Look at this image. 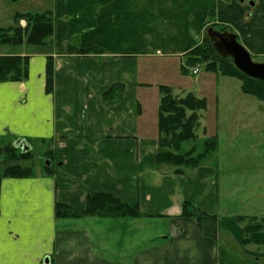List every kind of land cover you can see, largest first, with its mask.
Returning a JSON list of instances; mask_svg holds the SVG:
<instances>
[{"label":"crops","instance_id":"1","mask_svg":"<svg viewBox=\"0 0 264 264\" xmlns=\"http://www.w3.org/2000/svg\"><path fill=\"white\" fill-rule=\"evenodd\" d=\"M211 1L55 0L51 49L23 44L0 52L28 56L23 80L0 82V142L24 140L55 168L47 173L39 164L30 177L2 178L0 264H264V232L245 242L236 214L217 216L212 167L201 163L178 174L156 163L157 109L145 119L139 100L142 87L151 88L142 85L143 57L198 43ZM234 15L217 17L234 22L249 53L264 56V0L244 20ZM146 64L145 74L153 72ZM114 83L123 84L122 96L105 104L101 95ZM87 190L137 202L148 217L163 218L165 234H143L153 218L54 216L57 202L82 208ZM184 200L217 216L212 235L180 216Z\"/></svg>","mask_w":264,"mask_h":264},{"label":"trees","instance_id":"2","mask_svg":"<svg viewBox=\"0 0 264 264\" xmlns=\"http://www.w3.org/2000/svg\"><path fill=\"white\" fill-rule=\"evenodd\" d=\"M213 7L208 11L213 16ZM20 20H25V25H20ZM54 35V14L52 9L43 12H15L13 23L0 27V45L12 47L27 45L36 46L45 52L51 49ZM49 46V47H48ZM182 55L181 69L187 73L195 65L203 64L209 72L235 77L240 81V89L244 94L254 96L264 101V80L250 78L231 63L229 57H223L215 49L208 36L204 35L199 43L185 48ZM28 56L15 53L0 54V82L21 81L27 76ZM54 64L51 54L46 55L45 63V91L53 89ZM159 103L157 107V150L155 161L157 164H167L175 168V173L181 174L185 168H195L205 160L206 156L217 148L215 135L208 136L197 147V129L200 127L199 110L205 109V98H200L190 92L182 97L172 93L167 85H159ZM124 86L114 83L101 95L105 104L113 103L122 96ZM205 132V128H203ZM190 142V147L183 149V144ZM0 147L1 161L4 167L0 171V184L3 177H30L34 174L32 164L35 153L33 149L26 151L16 147L14 143H2ZM50 164L43 162L44 172H52L55 168L52 159L44 155ZM56 218L77 219L81 217L98 218H139L149 216L141 211L137 202H127L115 194L104 190H87L85 203L82 208H77L65 203L54 204ZM152 216V215H151ZM180 216L195 219L204 234H213L216 228V215L209 214L195 206L192 202L184 200L181 203ZM236 220L243 224V230L249 242L252 232H264V217L257 220L255 216L236 215Z\"/></svg>","mask_w":264,"mask_h":264},{"label":"rangeland","instance_id":"3","mask_svg":"<svg viewBox=\"0 0 264 264\" xmlns=\"http://www.w3.org/2000/svg\"><path fill=\"white\" fill-rule=\"evenodd\" d=\"M54 2L55 0H0V27L12 24L15 12L53 10ZM22 24L25 25V20H22ZM186 26V23L182 25V31ZM8 47L0 45V52ZM185 50L170 56L161 54L158 58L143 57V62L140 63L144 80L142 85L148 83L151 87H142L139 94V100L144 106L143 114H147L144 118L155 116L160 97L159 85L169 86L178 97L190 92L205 98L206 107L199 110L200 127L196 131V144L200 148L204 139L211 135H215L217 139L216 150L203 161V165L214 169L210 179H214L217 185L216 214L255 216L260 220L264 217V101L244 94L237 78L209 72L203 64L195 65L199 68L197 74L191 73V67L187 73H183L180 61ZM250 54L253 61L264 62V56H256L253 52ZM150 63L159 71L152 68L153 72L145 74L144 66H149ZM146 79L149 81L146 82ZM203 128L206 129L205 132H202ZM190 145V142H185L183 149ZM1 146L3 145L0 144ZM40 155L35 154L32 162L34 168L44 162V159L37 157ZM1 159L0 157V171L5 165ZM210 187L208 183L207 188ZM203 196L204 194L198 197L197 201ZM141 218L156 219L152 224L150 220V224L142 226L143 234H165L167 226L163 218Z\"/></svg>","mask_w":264,"mask_h":264},{"label":"flooded vegetation","instance_id":"4","mask_svg":"<svg viewBox=\"0 0 264 264\" xmlns=\"http://www.w3.org/2000/svg\"><path fill=\"white\" fill-rule=\"evenodd\" d=\"M255 1L256 0H212L207 9V17L203 24V36H208L212 46L217 50L219 48L220 38H227L230 34L235 35L236 41L242 45V42L240 41L238 33L235 29L236 27L234 22L232 23L228 20L219 19L217 17L218 12L219 14H224L226 17L230 14L235 16L234 13L238 12L244 20L250 15V8L254 6ZM212 7L214 9V15L211 17L209 16L208 11Z\"/></svg>","mask_w":264,"mask_h":264},{"label":"water","instance_id":"5","mask_svg":"<svg viewBox=\"0 0 264 264\" xmlns=\"http://www.w3.org/2000/svg\"><path fill=\"white\" fill-rule=\"evenodd\" d=\"M218 52L223 57H229L232 65L244 75L264 80V62L253 61L249 51L236 41L235 35L230 34L227 38H220ZM14 145L23 151L30 149L24 140H16ZM45 261H48L47 257H45Z\"/></svg>","mask_w":264,"mask_h":264},{"label":"built area","instance_id":"6","mask_svg":"<svg viewBox=\"0 0 264 264\" xmlns=\"http://www.w3.org/2000/svg\"><path fill=\"white\" fill-rule=\"evenodd\" d=\"M193 72H194V73L197 72V69H193Z\"/></svg>","mask_w":264,"mask_h":264}]
</instances>
